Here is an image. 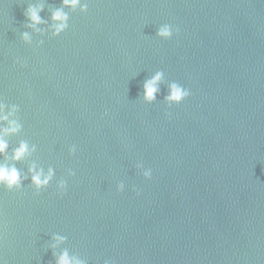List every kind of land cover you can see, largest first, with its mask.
I'll list each match as a JSON object with an SVG mask.
<instances>
[{"label": "water", "instance_id": "1", "mask_svg": "<svg viewBox=\"0 0 264 264\" xmlns=\"http://www.w3.org/2000/svg\"><path fill=\"white\" fill-rule=\"evenodd\" d=\"M37 4L47 28L61 0H0V103L22 125L9 155L37 146L15 166L55 177L39 194L30 178L0 188L3 264H55L65 250L83 264H264V0H88L86 13L64 8L60 35L27 45ZM172 82L190 96L169 107Z\"/></svg>", "mask_w": 264, "mask_h": 264}, {"label": "clouds", "instance_id": "2", "mask_svg": "<svg viewBox=\"0 0 264 264\" xmlns=\"http://www.w3.org/2000/svg\"><path fill=\"white\" fill-rule=\"evenodd\" d=\"M62 6L55 9L51 13V24L47 28H41L39 25L46 22L42 19L40 13L43 11V5H29L25 10V18L27 23L25 28L31 31H23L21 33L22 41L27 45H32V34H44L46 31H50L53 37L60 35L69 26V15L64 11V8L77 10L81 13L88 11V0H61ZM174 34V29L170 24H162L157 28L156 36L163 40L171 39ZM43 44V41H36V46L39 47ZM19 62V61H18ZM164 73L157 71L150 79L146 80L143 85V100L145 103L151 104L156 100L159 92V84L163 79ZM190 96V90L177 82H172L168 88V95L165 97V101L170 107L173 104H180L186 98ZM18 108L13 105L11 109L5 112V106L0 103V157L3 158V162H0V188L7 189L9 191H20L24 185L25 180H29L30 185L37 194L41 190L47 189L52 183L55 177V169L49 167L47 171L43 168H38L35 163L28 167L27 174L18 169L16 163L26 159L31 153L37 150L35 144L30 145L27 141H21L18 146L12 149L11 155H9V142L6 139L9 135L18 134L22 130V125L18 119H10L17 112ZM170 116V113H166ZM70 155L75 154L76 146L72 145L68 148ZM136 167L142 171V175L145 179H150L152 176V170L150 168L145 169L142 163H137ZM75 176V172L71 169L67 170V177L71 178ZM67 188V179L63 178L56 182V190L58 195H63ZM125 184L120 182L116 185L117 192H123ZM133 191H137L135 188ZM137 195L139 192L137 191ZM54 243L51 245L53 249H56L60 244L64 243L65 237L61 235L53 236ZM55 257V264H83L82 261L70 257L68 252L62 251L59 255L53 252ZM0 264L3 261L0 260ZM104 264H111L106 260Z\"/></svg>", "mask_w": 264, "mask_h": 264}]
</instances>
